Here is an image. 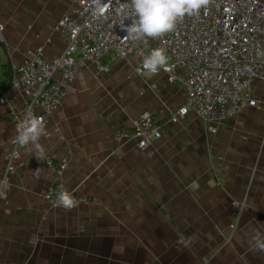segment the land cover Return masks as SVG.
<instances>
[{
	"label": "crops",
	"instance_id": "0c3cea01",
	"mask_svg": "<svg viewBox=\"0 0 264 264\" xmlns=\"http://www.w3.org/2000/svg\"><path fill=\"white\" fill-rule=\"evenodd\" d=\"M71 7L0 0V86L8 57L14 68L38 46L47 57L62 53L67 38L55 26ZM137 62L116 59L106 74L91 63L80 70L39 147H21L0 196V264H264V249L249 243L264 231V84L260 107L213 132L193 113L172 124L168 111L158 112L179 107L185 91L163 74H137ZM10 90L19 101L21 92ZM8 108L0 103V183L15 134ZM143 111L158 115L162 137L145 148L114 140ZM47 154L70 158L63 175L48 170ZM58 181L91 202L49 208L42 195ZM235 199L246 204L237 219Z\"/></svg>",
	"mask_w": 264,
	"mask_h": 264
},
{
	"label": "built area",
	"instance_id": "2783aa9c",
	"mask_svg": "<svg viewBox=\"0 0 264 264\" xmlns=\"http://www.w3.org/2000/svg\"><path fill=\"white\" fill-rule=\"evenodd\" d=\"M71 9L55 26V31L67 38L61 54L47 57L44 47L31 49L14 66L11 88L21 92L19 101L10 90L3 93L0 103L8 106V118L17 124L27 112L39 117L45 127L67 96L68 87L78 72L90 63L98 74L111 70L116 59L138 57L137 74H163L171 84L185 91L183 103L175 108L161 106L158 112L168 111L174 124L193 113L209 129L217 126L246 108L260 107L258 84H264V0H210L198 14L185 15L175 28L152 39L132 41L121 30V22L130 24L133 14L130 0H71ZM5 26L0 22V47L5 42ZM163 49L167 64L155 74L142 68L143 59L152 49ZM3 87L0 86V93ZM42 137V135H41ZM41 137L39 140H41ZM162 137V124L156 113L143 111L129 128H117L114 140L136 139L145 148ZM7 172L0 183V196L9 185V175L20 158L22 146L13 143ZM48 170L61 176L70 165L69 157L59 160L47 154ZM61 190L70 192L79 205L89 204L91 197L66 188L58 181L43 192L51 209L58 206ZM232 216L237 219L245 202L231 201ZM64 209V208H62Z\"/></svg>",
	"mask_w": 264,
	"mask_h": 264
},
{
	"label": "clouds",
	"instance_id": "9594fccd",
	"mask_svg": "<svg viewBox=\"0 0 264 264\" xmlns=\"http://www.w3.org/2000/svg\"><path fill=\"white\" fill-rule=\"evenodd\" d=\"M210 0H130L133 14L126 17L130 24L121 22V30L126 33V38L132 41L147 38H158L172 31L176 22L185 15L198 14L200 9L208 6ZM167 56L163 49H152L145 56L142 68L147 73L155 74L167 64ZM42 120L30 111L17 124L12 142L20 146L34 145L39 147L38 141L43 134ZM42 158V153L37 154V159ZM58 206L65 210L76 207L73 195L67 190H61L57 196ZM250 246L264 249V231L254 230L249 236Z\"/></svg>",
	"mask_w": 264,
	"mask_h": 264
},
{
	"label": "water",
	"instance_id": "95a60500",
	"mask_svg": "<svg viewBox=\"0 0 264 264\" xmlns=\"http://www.w3.org/2000/svg\"><path fill=\"white\" fill-rule=\"evenodd\" d=\"M7 74H8L7 75V82L3 87V92L0 93V98L2 97L3 93L10 91V88H11V80H12V77L14 75V68H13V64L11 62L10 57H8V61H7Z\"/></svg>",
	"mask_w": 264,
	"mask_h": 264
},
{
	"label": "trees",
	"instance_id": "16d2710c",
	"mask_svg": "<svg viewBox=\"0 0 264 264\" xmlns=\"http://www.w3.org/2000/svg\"><path fill=\"white\" fill-rule=\"evenodd\" d=\"M6 82H7V79L6 78L3 79L1 87H4V85L6 84Z\"/></svg>",
	"mask_w": 264,
	"mask_h": 264
}]
</instances>
